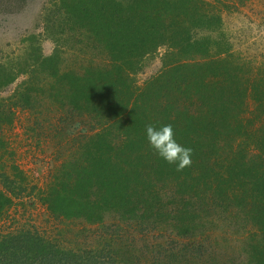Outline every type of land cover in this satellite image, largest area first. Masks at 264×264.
Wrapping results in <instances>:
<instances>
[{
	"label": "trees",
	"instance_id": "trees-1",
	"mask_svg": "<svg viewBox=\"0 0 264 264\" xmlns=\"http://www.w3.org/2000/svg\"><path fill=\"white\" fill-rule=\"evenodd\" d=\"M243 2L50 1L51 53L31 34L0 65V92L25 77L0 97V161L16 109L61 112L52 127L66 156L43 187L13 163L0 170V220L27 199L108 232L91 249L62 248L35 227L1 232L0 264H215L200 252L214 212L245 230L244 264H264V56L243 57L223 30V13ZM160 50L161 70L136 85ZM149 124L172 126L190 167L177 171L150 148ZM134 232L165 240L139 249Z\"/></svg>",
	"mask_w": 264,
	"mask_h": 264
},
{
	"label": "rangeland",
	"instance_id": "rangeland-1",
	"mask_svg": "<svg viewBox=\"0 0 264 264\" xmlns=\"http://www.w3.org/2000/svg\"><path fill=\"white\" fill-rule=\"evenodd\" d=\"M50 1L28 0L24 4L22 0H10L9 4L8 0H0V65L11 66L12 61L23 52V39L31 34H41L37 44L40 43L44 55L51 53L53 45L43 38L42 28V17L50 8ZM5 5L7 8L4 9ZM222 17L223 30L234 51L245 58L264 56V0H245L237 4L235 11L225 12ZM163 53L160 50L156 56L145 59L143 70L135 75L136 85L141 86L161 70ZM24 78L19 76L14 83L0 92V97L12 95ZM41 110L16 109L13 127L5 130V138L12 153L9 152L0 161V170L7 173H11V163L16 165L28 179L30 187H43L48 175L66 156L63 145L59 144L61 137L55 136L56 131L52 127L62 113H56L54 107L51 110ZM1 165H5V168H1ZM19 201L14 200L15 205L0 220V233L22 226L35 227L46 239L66 249L98 247L107 235L108 229L88 225L81 220L54 219L38 201ZM29 201H33L32 204ZM213 215V224L208 225L206 236L202 238L203 250L200 252L214 259L215 264H244L247 260L242 245L247 239L245 230L242 232L237 229L233 225L234 220L224 219L225 215L220 216L215 212ZM132 235L139 249L146 248L147 243H160L165 240L160 234H155L153 239L151 235L145 237L135 232ZM120 242L117 239L114 245ZM177 242L184 245L181 239H177ZM172 250L176 252L177 246Z\"/></svg>",
	"mask_w": 264,
	"mask_h": 264
},
{
	"label": "clouds",
	"instance_id": "clouds-1",
	"mask_svg": "<svg viewBox=\"0 0 264 264\" xmlns=\"http://www.w3.org/2000/svg\"><path fill=\"white\" fill-rule=\"evenodd\" d=\"M146 138L150 148L167 164L176 165L177 171H183L192 164V149L180 145L171 125H164L157 129L146 125Z\"/></svg>",
	"mask_w": 264,
	"mask_h": 264
}]
</instances>
